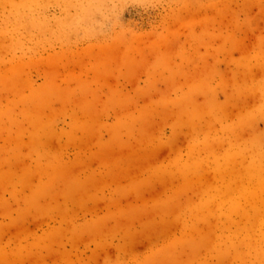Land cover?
<instances>
[{
	"label": "rangeland",
	"instance_id": "rangeland-1",
	"mask_svg": "<svg viewBox=\"0 0 264 264\" xmlns=\"http://www.w3.org/2000/svg\"><path fill=\"white\" fill-rule=\"evenodd\" d=\"M0 264H264V0H0Z\"/></svg>",
	"mask_w": 264,
	"mask_h": 264
},
{
	"label": "bare ground",
	"instance_id": "bare-ground-1",
	"mask_svg": "<svg viewBox=\"0 0 264 264\" xmlns=\"http://www.w3.org/2000/svg\"><path fill=\"white\" fill-rule=\"evenodd\" d=\"M219 167V166H218Z\"/></svg>",
	"mask_w": 264,
	"mask_h": 264
}]
</instances>
